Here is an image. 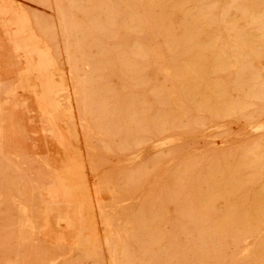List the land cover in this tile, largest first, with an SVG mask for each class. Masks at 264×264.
<instances>
[{
    "label": "rangeland",
    "instance_id": "rangeland-1",
    "mask_svg": "<svg viewBox=\"0 0 264 264\" xmlns=\"http://www.w3.org/2000/svg\"><path fill=\"white\" fill-rule=\"evenodd\" d=\"M231 1L0 0V264H264V87L181 69Z\"/></svg>",
    "mask_w": 264,
    "mask_h": 264
},
{
    "label": "bare ground",
    "instance_id": "bare-ground-1",
    "mask_svg": "<svg viewBox=\"0 0 264 264\" xmlns=\"http://www.w3.org/2000/svg\"><path fill=\"white\" fill-rule=\"evenodd\" d=\"M130 1V0H129ZM218 2V1H217ZM128 3V2H127ZM133 4V3H132ZM161 4V3H160ZM188 4V3H187ZM154 5V4H153ZM164 5V3H163ZM211 6L208 8V12H204L203 10L202 11H199L198 13H196V16L195 18L197 20H201L202 18H207L209 16H212L214 15L212 13V7L213 5L210 4ZM227 6L225 7V9H223L224 11L222 12V15L220 17V21L223 23V27H224V35L225 37H227L226 40H228L229 42H231V45L232 47H230V51L232 52V60H228L224 55L223 53H221L219 50H215V47H214V50L212 52V57L209 58V59H205L200 53H201V50L204 48V47H210V45H203V44H200V43H197V41H195L194 38V35L196 34V28L197 27H192L191 26V30H190V33L188 32L187 35H185L187 38H189V46H187V48H184L185 51L189 54L193 52V48L195 49L194 51L197 52L196 55H194L195 57H192L189 55V58L184 62L182 63L183 67L181 68L182 71H183V68L184 69H187V70H191L192 72L194 71H199V73L203 74H206L208 72L211 73V71H216V72H225V71H228L229 68H233L236 66L237 68V72H236V76H235V87L237 88H241L244 86L245 82H246V76L247 74H253V84L254 86L256 87L255 90L251 91L249 94L253 97H258L260 98L261 97V91H260V85L262 84V87H264L263 83H264V9L261 5H264V0H238V1H234L232 0L231 2H229L228 4H226ZM149 6V5H148ZM202 6V4H201ZM155 7V6H154ZM261 7L263 9V11L261 10ZM152 8V7H151ZM157 8V7H156ZM155 9V8H154ZM153 9V10H154ZM159 10V9H158ZM162 12V11H161ZM214 12V11H213ZM126 14V13H125ZM217 14V13H216ZM153 15V14H152ZM160 17V16H159ZM216 17V15H215ZM218 17V16H217ZM162 18V17H160ZM158 18V19H160ZM239 19V20H243L242 23L244 24V21L247 22L250 26H251V29H250V32L249 31H245L241 25H239V23L237 24L236 23V19ZM213 19L215 18H212V21ZM207 20V19H205ZM209 20V19H208ZM218 20V18L216 19V21ZM211 21V22H212ZM143 22V21H142ZM155 22V21H154ZM185 21L182 22V24L184 23ZM210 22V23H211ZM218 22V21H217ZM186 23V22H185ZM198 23V22H196ZM196 23L192 24L193 26L197 25ZM214 23V22H213ZM241 23V22H240ZM158 24V23H157ZM160 24V22H159ZM217 24V23H216ZM215 24V25H216ZM214 25V24H213ZM121 26V25H120ZM142 26V25H141ZM183 26V25H182ZM143 27V26H142ZM140 27V28H142ZM153 27V26H152ZM160 27V25H159ZM158 27V28H159ZM128 28V27H127ZM219 28V27H218ZM124 29V28H123ZM164 29V28H163ZM246 29V28H245ZM144 30V29H143ZM142 30V31H143ZM162 30V29H161ZM165 30V29H164ZM167 30V29H166ZM129 32V31H128ZM163 32V31H162ZM213 32V31H212ZM167 34V32H166ZM184 34V33H183ZM216 34V33H215ZM171 35V34H170ZM198 34H196L197 36ZM213 34H211L212 36ZM166 36V35H165ZM188 36H193V38L191 37H188ZM204 36V35H203ZM203 36H201V39L203 38ZM205 37V36H204ZM249 37L251 38H255L256 41L255 42H251L249 43L248 42V39ZM185 38V37H184ZM183 38V40H184ZM198 38V37H197ZM210 38V37H209ZM175 40V39H174ZM181 40V39H180ZM186 40V38H185ZM213 40V39H212ZM208 41V40H207ZM184 42V41H183ZM188 42V40H187ZM201 42V41H199ZM224 42V41H223ZM186 42H184V45H185ZM204 43V41H203ZM227 43V42H225ZM183 45V43H182ZM226 46H229V45H226ZM228 48V47H227ZM229 51V52H230ZM170 52V51H169ZM195 52V53H196ZM207 52V51H206ZM174 53V52H173ZM182 53H185V52H182ZM194 53V54H195ZM130 55V54H129ZM126 56V55H125ZM128 57V56H127ZM137 58V57H136ZM133 60V59H132ZM183 61V60H181ZM181 63V62H180ZM189 72V71H188ZM180 73V72H179ZM197 73V72H196ZM198 73V74H199ZM181 74V73H180ZM191 75V74H189ZM206 76V75H205ZM197 77V75L195 76ZM194 77V74H193V77H191V81H194L193 79H197ZM201 79H204V77H200ZM184 79H186L185 75H184ZM200 79V80H201ZM260 80H262L263 82H260ZM197 81V80H196ZM195 81V82H196ZM199 81V80H198ZM182 82V81H181ZM195 82L194 84L191 86V88L193 87V91H194V88H195ZM200 82V81H199ZM198 84V83H196ZM209 85L211 83H208ZM215 84V83H214ZM190 86V85H188ZM199 86V84L197 85ZM201 86V85H200ZM215 86V85H214ZM214 86H212V84L210 85V87L212 89H214ZM217 86V85H216ZM215 86V87H216ZM186 87V86H185ZM177 88V87H176ZM189 87V89L192 91ZM184 89V88H183ZM182 89V90H183ZM263 89V88H262ZM185 90V89H184ZM188 90V89H187ZM189 90V91H190ZM197 91V89H196ZM215 91V90H214ZM234 91V90H233ZM185 93L188 94V91L186 92V90L184 91ZM198 92V91H197ZM209 92H210V89H209ZM202 94V93H201ZM212 94V93H211ZM184 95V94H183ZM205 95V94H203ZM202 95V96H203ZM210 95V94H209ZM217 95V94H216ZM179 96V95H178ZM185 96V95H184ZM197 96V95H196ZM260 96V97H259ZM204 97V96H203ZM202 97V98H203ZM225 97V91L224 89L220 90V93H219V96L218 97H213V94H212V98L206 96V98L203 99V101L205 103H207L208 105H211V106H217L219 101L220 103L222 101H225L224 99ZM186 98H189L185 96V99ZM200 98V97H199ZM194 99V98H193ZM192 99V100H193ZM250 99V98H249ZM248 99V100H249ZM199 100V99H198ZM210 101V102H209ZM260 101V100H259ZM191 102V101H190ZM193 102H195L193 100ZM202 102V101H201ZM256 102V101H255ZM262 102V101H261ZM204 103V105H205ZM198 104V103H197ZM196 104V105H197ZM201 104V103H200ZM195 105V104H194ZM202 106V105H201ZM205 108L204 110H207L208 108L206 107L205 105ZM200 109V108H199ZM212 112V111H211ZM223 112V111H222ZM254 112V111H253ZM220 113V112H218ZM232 113V112H231ZM244 113V112H243ZM212 114V113H211ZM214 114V113H213ZM221 114V113H220ZM240 114V113H238ZM233 115V114H232ZM217 116V115H216ZM235 116V115H234ZM219 117V116H218ZM259 127V126H258ZM264 129V128H263ZM263 142V141H262ZM165 143V142H164ZM252 143V142H251ZM257 145V144H256ZM259 145H264V142L262 144H259ZM250 147V145H249ZM248 147V148H249ZM246 148V147H245ZM253 148V147H252ZM252 150V149H251ZM243 152V151H242ZM251 156L252 157H248V161L249 162H257L258 161V156H260V151L258 149H254L253 151H251ZM264 160V159H263ZM261 165H262V161H260ZM259 164V163H258ZM264 164V163H263ZM230 166V165H229ZM236 168V167H235ZM227 169V168H226ZM256 169V168H255ZM238 170V169H237ZM257 172V171H256ZM251 173V172H250ZM259 175V174H258ZM246 176V175H245ZM229 180H232V178H230ZM247 180V179H246ZM243 182V181H242ZM242 182H240L242 184ZM263 192V197H264V189L262 190ZM256 194V193H255ZM217 195V193H216ZM215 195V196H216ZM219 195V193H218ZM217 197V196H216ZM257 197H260V194L259 196ZM262 199V197H260ZM260 199V200H261ZM259 201V200H258ZM263 200H261L262 202ZM259 202L257 203H254V204H258ZM261 205V204H260ZM258 204V206L256 207L258 210H259V213L261 212L262 213V216L261 214L259 215V217L262 219H264V201L262 203V205L260 206ZM257 209H255V207L253 208L252 213H253V216L255 218V214H254V210L257 211ZM250 211V210H249ZM248 211V212H249ZM250 211V212H251ZM247 212V211H246ZM251 213V214H252ZM258 213V214H259ZM257 214V212H256ZM247 215V213H246ZM258 216V215H257ZM249 216V214L245 217V220L242 219V224L241 225H245V228L243 226V228L245 229L246 231V222L247 219L250 220L249 218H247ZM242 218V217H241ZM247 218V219H246ZM252 219H254L252 216H251ZM255 220V219H254ZM257 221V220H256ZM255 222V221H254ZM257 223H259V221H257ZM262 223V221L260 222ZM255 225V223H254ZM249 226L250 225V221H249ZM255 229H256V225L254 226ZM248 228V227H247ZM243 229V233H246ZM254 229V228H253ZM254 229V230H255ZM250 230V228L248 229ZM239 232V231H238ZM242 233V234H243ZM248 235V234H247ZM259 235V234H258ZM235 237H237L235 235ZM243 237V236H242ZM262 241V239H261ZM260 241V242H261ZM264 241V240H263ZM263 249V248H262ZM264 253V252H263ZM262 260V259H261ZM261 262V261H260Z\"/></svg>",
    "mask_w": 264,
    "mask_h": 264
}]
</instances>
